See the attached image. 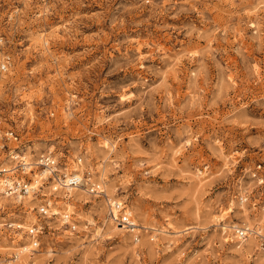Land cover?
Masks as SVG:
<instances>
[{"label": "rangeland", "instance_id": "obj_1", "mask_svg": "<svg viewBox=\"0 0 264 264\" xmlns=\"http://www.w3.org/2000/svg\"><path fill=\"white\" fill-rule=\"evenodd\" d=\"M0 36V189L39 179L0 190V264L32 227L24 264H264V0H0ZM47 153L103 192L53 191Z\"/></svg>", "mask_w": 264, "mask_h": 264}, {"label": "built area", "instance_id": "obj_2", "mask_svg": "<svg viewBox=\"0 0 264 264\" xmlns=\"http://www.w3.org/2000/svg\"><path fill=\"white\" fill-rule=\"evenodd\" d=\"M6 45L4 42L3 36H0V74L6 73L11 65V57L10 54L5 50ZM5 141L13 140L14 142H18V136L13 131H7L4 135ZM17 149V148H16ZM12 150L15 152V150ZM17 153V152H15ZM19 157V158H18ZM17 159V160H16ZM13 161H16V169L19 170L21 173L26 174V171L29 169L27 168V162L20 157L19 154H17L16 158L13 159ZM79 160L77 161V163ZM37 165L40 166L41 169L46 170L48 179L52 181L53 183V191L61 190L66 196L69 190H79V188H85L87 189V192L90 194H101L103 192L102 188L99 189L100 184H95L96 182L92 183L90 182V176H80L78 171H72L70 174L67 173H59L58 171V164L56 163L53 156L50 154H42L39 156L37 160ZM31 166V164H30ZM9 185H6L4 188L8 191L10 196H13L15 199H17L18 196L24 197L29 195L32 191L30 189V184L25 181L24 179H13L9 178ZM54 188H56L54 190ZM69 189V190H67ZM120 206L113 205V211H112V218L113 221L120 227L123 228H129L130 230L135 228L133 226V222L131 220V217L125 213V211H122L120 214L118 209ZM121 210V209H120ZM40 214L47 215L50 212V206L46 204L45 206L41 207L39 209ZM52 214V213H51ZM70 215H68L67 221H62L64 225H69L70 229H75L74 225L69 223ZM42 230L38 227H32L28 229V236L30 237V250H34L38 245V237L41 235ZM251 229H236L234 234L235 237L238 238V240H241L245 238L249 233ZM251 234V233H250ZM32 248V249H31ZM16 259V256L13 258V260Z\"/></svg>", "mask_w": 264, "mask_h": 264}, {"label": "bare ground", "instance_id": "obj_3", "mask_svg": "<svg viewBox=\"0 0 264 264\" xmlns=\"http://www.w3.org/2000/svg\"><path fill=\"white\" fill-rule=\"evenodd\" d=\"M16 157V156H15ZM14 157V158H15ZM14 158H12V160L14 159ZM19 158V157H18ZM22 159H24L23 158V156H22ZM17 160V159H16ZM24 160H26V159H24ZM7 162V161H6ZM5 163V162H4ZM29 163V162H28ZM27 163V164H28ZM31 164V163H30ZM30 164H28L27 165V168H29L27 171H26V174H29V173H31L32 172V164H31V166H30ZM9 167V166H8ZM72 171H78V168H74ZM71 171V172H72ZM7 172H10V169L9 170H7V169H4L3 171H1V169H0V174L1 173H7ZM78 172H80V171H78ZM41 173V175H47V172H46V170H43L42 169V171L40 172ZM32 175V174H31ZM80 177V176H79ZM36 178V177H35ZM33 179L34 181H33V183H31L30 184V189H31V191L33 192V191H35L36 190V184L39 182V179ZM9 180L8 179H3L2 180V185H1V187H2V189H0L2 192V194L4 195V197H10L11 198V196L9 195V193H8V191L7 190H5V186L6 185H9ZM56 188H54V190H55ZM67 190H69V189H67ZM78 190V189H77ZM84 190V189H83ZM58 191V190H57ZM73 191V190H72ZM71 190H69L68 191V193H67V195H70L71 194V192H72ZM85 191H87V189H85ZM62 192V191H61ZM57 193H58V195L60 194V196H62L61 195V193L60 192H56V195H57ZM63 193V192H62ZM29 196V195H28ZM27 196V197H28ZM77 197H76V200L78 201L79 199H81V198H83V196L81 195V194H79L78 193V195H76ZM70 197V196H69ZM24 198H26V197H24ZM20 199H22V197H20V196H18L17 197V199L16 200H20ZM30 198L28 197V201L27 202H29L30 200H29ZM0 200H2V199H0ZM110 204H111V202H109ZM49 205V204H48ZM63 205H66L67 207H71V205H70V203H69V201H65L64 203H63ZM113 205H117V206H120L121 205V203H114V204H112V206ZM50 206V205H49ZM226 213H232V209H229ZM53 214L55 215V212H53ZM67 219H68V216L67 215H64V216H62V221H67ZM247 219V218H246ZM11 226H13V225H11ZM21 227H22V225H16V228L18 229V230H20L21 229ZM136 227V226H135ZM225 227V226H224ZM226 228V227H225ZM224 228V229H225ZM233 228V227H232ZM244 229H248V230H250L247 226H245L244 227ZM132 231H135L134 230V228L133 229H131ZM250 233H252V230L250 231ZM249 233V234H250ZM248 234V235H249ZM12 242V241H11ZM14 244V243H13ZM31 250L26 246V247H21L19 250H18V253L16 254V264H24V262H25V257L24 258H22L26 253H28V252H30ZM21 256V257H20ZM21 258H22V260H21ZM20 260V261H19ZM17 261H19V262H17ZM13 262V261H12ZM15 263V262H14Z\"/></svg>", "mask_w": 264, "mask_h": 264}]
</instances>
